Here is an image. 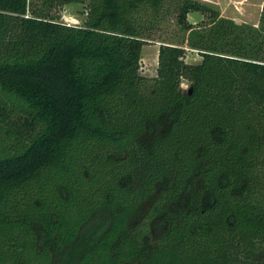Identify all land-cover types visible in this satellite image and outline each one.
I'll return each instance as SVG.
<instances>
[{
    "label": "trees",
    "instance_id": "16d2710c",
    "mask_svg": "<svg viewBox=\"0 0 264 264\" xmlns=\"http://www.w3.org/2000/svg\"><path fill=\"white\" fill-rule=\"evenodd\" d=\"M0 264H264V11L0 0Z\"/></svg>",
    "mask_w": 264,
    "mask_h": 264
},
{
    "label": "rangeland",
    "instance_id": "374dc122",
    "mask_svg": "<svg viewBox=\"0 0 264 264\" xmlns=\"http://www.w3.org/2000/svg\"><path fill=\"white\" fill-rule=\"evenodd\" d=\"M202 3L209 5L214 10L218 11L221 16L233 19L238 24H249L259 27L261 17L264 11V0H200ZM85 7L80 3H71L66 5L60 14V21L68 25H82L86 18ZM201 14V13H200ZM202 15V14H201ZM203 16V15H202ZM196 16L190 15L189 21L195 22ZM202 21V20H201ZM200 21V22H201ZM69 22V23H67ZM173 25H167L168 32L162 30L163 40L170 43H179L176 33H173ZM157 35H161L158 33ZM162 41H148L143 47L140 73L147 79H152L157 75L159 48ZM186 61L191 64L200 63L203 58L197 50L188 49ZM183 84V86H182ZM181 84V89L187 91L190 87V82L184 79ZM186 87V89H184Z\"/></svg>",
    "mask_w": 264,
    "mask_h": 264
},
{
    "label": "crops",
    "instance_id": "0c3cea01",
    "mask_svg": "<svg viewBox=\"0 0 264 264\" xmlns=\"http://www.w3.org/2000/svg\"><path fill=\"white\" fill-rule=\"evenodd\" d=\"M190 15L196 16L195 22H200L203 19V16L199 12H193V13H190L189 16Z\"/></svg>",
    "mask_w": 264,
    "mask_h": 264
},
{
    "label": "built area",
    "instance_id": "2783aa9c",
    "mask_svg": "<svg viewBox=\"0 0 264 264\" xmlns=\"http://www.w3.org/2000/svg\"><path fill=\"white\" fill-rule=\"evenodd\" d=\"M182 86H183V84H182ZM184 89H186V87Z\"/></svg>",
    "mask_w": 264,
    "mask_h": 264
},
{
    "label": "bare ground",
    "instance_id": "6f19581e",
    "mask_svg": "<svg viewBox=\"0 0 264 264\" xmlns=\"http://www.w3.org/2000/svg\"><path fill=\"white\" fill-rule=\"evenodd\" d=\"M67 23H69V22H67Z\"/></svg>",
    "mask_w": 264,
    "mask_h": 264
}]
</instances>
